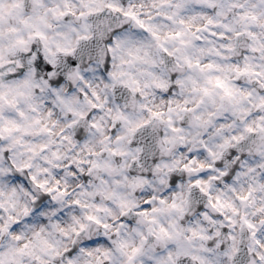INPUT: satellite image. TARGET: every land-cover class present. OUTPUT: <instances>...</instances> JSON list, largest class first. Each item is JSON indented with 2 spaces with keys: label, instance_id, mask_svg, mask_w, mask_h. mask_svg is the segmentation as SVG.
Returning <instances> with one entry per match:
<instances>
[{
  "label": "clouds",
  "instance_id": "obj_1",
  "mask_svg": "<svg viewBox=\"0 0 264 264\" xmlns=\"http://www.w3.org/2000/svg\"><path fill=\"white\" fill-rule=\"evenodd\" d=\"M0 264H264V0H0Z\"/></svg>",
  "mask_w": 264,
  "mask_h": 264
}]
</instances>
